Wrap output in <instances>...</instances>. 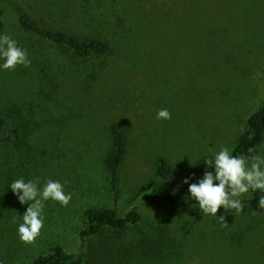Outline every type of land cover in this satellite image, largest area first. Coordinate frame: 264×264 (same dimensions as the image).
<instances>
[{
  "label": "rangeland",
  "instance_id": "rangeland-1",
  "mask_svg": "<svg viewBox=\"0 0 264 264\" xmlns=\"http://www.w3.org/2000/svg\"><path fill=\"white\" fill-rule=\"evenodd\" d=\"M4 29L28 53L29 67L0 68V116L20 140L0 143V264H32L61 247L83 264H264V216L244 195L227 227L188 196L157 210L146 200L163 159L187 187L192 169L227 147L231 154L249 117L264 106V0H0ZM43 28L106 41L88 60L23 31L16 16ZM3 61H0L2 64ZM167 109L169 120H157ZM122 119L127 147L117 199L105 158L109 128ZM264 157V139L251 156ZM39 177L71 194L67 207L45 203L44 227L25 247L17 229L29 205L10 185ZM154 188V187H151ZM132 209L137 228L79 237L87 209Z\"/></svg>",
  "mask_w": 264,
  "mask_h": 264
},
{
  "label": "trees",
  "instance_id": "trees-1",
  "mask_svg": "<svg viewBox=\"0 0 264 264\" xmlns=\"http://www.w3.org/2000/svg\"><path fill=\"white\" fill-rule=\"evenodd\" d=\"M18 25L23 31L51 42L57 46H63L73 53L78 59L88 60L92 56L105 55L110 51L109 44L100 39H83L77 35L67 33L63 30L43 28L37 22L26 15L16 16ZM4 29L2 12L0 11V32ZM6 118L0 116V143L8 144L20 140L22 134L20 127L16 124L9 126ZM111 149L105 158L108 170V182L113 197L119 195V174L126 155L127 130L122 119L114 121L109 128ZM264 139V106L253 113L246 124V129L238 138L233 148L232 155L238 157H250L251 151L257 149ZM205 158L198 162L192 169V179L198 182L203 178L207 170H212L206 165ZM155 173L160 179H166L167 184L150 185L146 200L157 210H163L166 206H175L179 197L188 196V188L180 185L178 179L171 176L169 169L163 159L155 162ZM154 187V188H151ZM264 193L252 192L249 202L250 209L264 216V209H260L258 201ZM85 226L80 231L79 237L84 242L86 239L96 237L104 231L111 230L124 233L132 228H137L142 221V215L137 209L120 216L114 208L87 209L84 211ZM85 255L83 253L68 254L61 247H54L48 254L36 258L32 264H83Z\"/></svg>",
  "mask_w": 264,
  "mask_h": 264
},
{
  "label": "clouds",
  "instance_id": "clouds-1",
  "mask_svg": "<svg viewBox=\"0 0 264 264\" xmlns=\"http://www.w3.org/2000/svg\"><path fill=\"white\" fill-rule=\"evenodd\" d=\"M0 68L14 71L17 67H29L31 64L26 50L20 48L16 40L10 35H0ZM157 120H169L171 114L167 109L158 111ZM208 168L203 178L196 183L189 184L186 178L183 183L188 184L189 198L198 205L204 215H211L220 220L227 227L226 217L217 216L223 209L226 213L240 214L244 208L242 197L249 192L264 193V157H238L231 154L225 147L215 154L214 160L206 161ZM39 177L25 182L23 178L16 179L10 185L13 195L17 196L21 205H29L22 216L17 234L19 241L25 247L35 246L44 227L43 209L49 200L67 207L71 201V194H65L64 186L51 179L47 180L41 189ZM260 209H264V195L258 201Z\"/></svg>",
  "mask_w": 264,
  "mask_h": 264
}]
</instances>
